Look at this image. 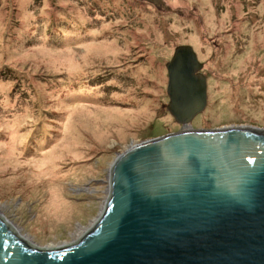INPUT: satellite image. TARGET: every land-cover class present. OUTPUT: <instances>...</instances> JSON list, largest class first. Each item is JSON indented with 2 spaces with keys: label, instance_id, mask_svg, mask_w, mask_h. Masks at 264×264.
<instances>
[{
  "label": "rangeland",
  "instance_id": "374dc122",
  "mask_svg": "<svg viewBox=\"0 0 264 264\" xmlns=\"http://www.w3.org/2000/svg\"><path fill=\"white\" fill-rule=\"evenodd\" d=\"M179 46L206 79L186 126L167 111ZM229 126L264 129V0H0V213L33 244L89 228L128 147Z\"/></svg>",
  "mask_w": 264,
  "mask_h": 264
},
{
  "label": "water",
  "instance_id": "95a60500",
  "mask_svg": "<svg viewBox=\"0 0 264 264\" xmlns=\"http://www.w3.org/2000/svg\"><path fill=\"white\" fill-rule=\"evenodd\" d=\"M189 46L166 64L167 111L206 107ZM100 214L75 241L41 247L0 213V264H264V129H183L119 154Z\"/></svg>",
  "mask_w": 264,
  "mask_h": 264
},
{
  "label": "bare ground",
  "instance_id": "6f19581e",
  "mask_svg": "<svg viewBox=\"0 0 264 264\" xmlns=\"http://www.w3.org/2000/svg\"><path fill=\"white\" fill-rule=\"evenodd\" d=\"M71 94V93H70ZM69 94V95H70ZM79 93L78 92H74L73 94H71L70 96H73L72 98V102H74L75 103V101H76V95H78ZM69 99H66V101H68ZM68 102H70V100L68 101ZM106 198V197H105ZM9 221V220H8ZM10 223H11V225H12V222L11 221H9ZM92 225V224H91ZM90 225V226H91ZM13 227H15L16 228V230L21 234V232H20V230L15 226V225H12ZM89 226V227H90ZM85 230L86 229H84L81 233L80 232H78L79 230H77V233H76V237H80V235L81 234H83L84 232H85ZM22 235V234H21ZM25 239H27L28 241H29V239H28V236L27 235H22ZM77 239V238H76ZM73 242V241H72ZM67 243H71V242H67ZM67 243H63V244H67ZM53 246H55V245H52V246H49V247H53Z\"/></svg>",
  "mask_w": 264,
  "mask_h": 264
},
{
  "label": "trees",
  "instance_id": "16d2710c",
  "mask_svg": "<svg viewBox=\"0 0 264 264\" xmlns=\"http://www.w3.org/2000/svg\"><path fill=\"white\" fill-rule=\"evenodd\" d=\"M58 28V27H57ZM59 29V28H58ZM73 34L71 35L72 37H71V39L69 40V38H68V34L66 35L67 36V40H68V42H73L74 43V41H75V39L78 37V36H76L75 35V33L74 32H72ZM52 36H54V35H52ZM55 37V36H54ZM53 42H56V39L54 38L53 39ZM63 41H60L59 43H62Z\"/></svg>",
  "mask_w": 264,
  "mask_h": 264
}]
</instances>
